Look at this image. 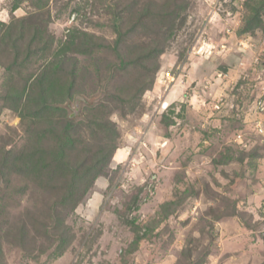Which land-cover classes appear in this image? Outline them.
Listing matches in <instances>:
<instances>
[{"label":"rangeland","instance_id":"1","mask_svg":"<svg viewBox=\"0 0 264 264\" xmlns=\"http://www.w3.org/2000/svg\"><path fill=\"white\" fill-rule=\"evenodd\" d=\"M0 264H264V0H0Z\"/></svg>","mask_w":264,"mask_h":264},{"label":"trees","instance_id":"2","mask_svg":"<svg viewBox=\"0 0 264 264\" xmlns=\"http://www.w3.org/2000/svg\"><path fill=\"white\" fill-rule=\"evenodd\" d=\"M70 123H71V121H68V124L66 125L67 127H66V129H65V131H66V135H65V138H64V140L63 139H61V144L59 145V147H61V148H63V147H66V146H68L69 144H71L72 142H71V139H70V135L68 134L69 133V128H70ZM58 138V137H57ZM63 146V147H62ZM59 152H61V151H59ZM78 199L79 198H77V199H75L76 201H78Z\"/></svg>","mask_w":264,"mask_h":264}]
</instances>
